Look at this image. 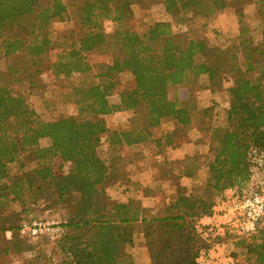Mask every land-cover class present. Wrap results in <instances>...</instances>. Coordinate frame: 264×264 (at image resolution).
<instances>
[{"label": "trees", "instance_id": "1", "mask_svg": "<svg viewBox=\"0 0 264 264\" xmlns=\"http://www.w3.org/2000/svg\"><path fill=\"white\" fill-rule=\"evenodd\" d=\"M157 5L186 27V41L175 40L171 21L155 22L142 33L130 27L104 29L105 21L126 22L134 7L147 11ZM248 5L255 6V40L244 12ZM231 8L239 35L217 53L202 33L209 18ZM56 21L70 26L55 31ZM53 52L57 59L50 69L56 78L95 71L99 82L74 90L77 116L47 121L28 97L40 93L42 67ZM100 55L106 58L102 62L95 60ZM124 74L132 87L121 85ZM23 85L26 92L16 89ZM117 88L119 101L113 104L109 98ZM177 88H187L189 96L171 98ZM204 90L228 94L223 117L214 112L215 104L199 105L197 92ZM119 112H133L130 126L111 131L104 117ZM166 120L173 124L168 130ZM192 130L210 136L206 180L193 187L176 185L195 179L199 166L191 157L173 166L164 154L183 147L180 133L201 145L191 138ZM104 135L114 148L152 146L159 157L156 186L146 189L131 179L133 153L121 161L105 160ZM43 140L49 145L42 146ZM260 157L264 0H0V264H56L5 216L14 206L32 213L40 201L45 210H68L65 233L52 251L60 258L57 264H135L127 248L137 235L144 238L151 264H199L202 253L225 245L223 238H233V257L242 264H264V226L249 237L227 231L213 238L202 223L225 203L227 192L249 185L260 172ZM54 159L68 171L55 167ZM120 183L146 196L160 192L161 199L155 208L134 196L105 203L106 189ZM168 183H174L171 194L164 189Z\"/></svg>", "mask_w": 264, "mask_h": 264}, {"label": "rangeland", "instance_id": "2", "mask_svg": "<svg viewBox=\"0 0 264 264\" xmlns=\"http://www.w3.org/2000/svg\"><path fill=\"white\" fill-rule=\"evenodd\" d=\"M244 12L247 14V24L253 29V38L255 40V6L248 5L244 8ZM159 21H171L173 22V30L175 34V40L179 43L187 40L188 34L186 27L178 25L175 20L171 19L165 12L162 6H154L150 10L143 11L139 7L133 8V15L128 17L127 21L121 24L111 21L104 22V29L107 33H112L118 29H124L127 27L142 33L150 25ZM249 22V23H248ZM70 25L63 22H54L52 28L55 31H62L68 28ZM239 35V24L236 16V12L233 8L224 12H217L211 18L208 19V27L206 31L202 33V38L215 50L220 52L227 49L233 41ZM57 59L55 52L51 53V60L48 64L42 67L41 84L42 89L38 95H31L28 97L30 105L36 110L40 118L47 121H54L62 117L77 116L78 111L75 104L76 96L74 90L77 88H85L91 85H96L99 79L96 77L95 71L89 74H74L70 78H64L60 76L56 78L50 69L52 63ZM106 59L104 56H96L95 60L102 62ZM121 85L124 88H130L133 86V81L130 76L124 74L120 78ZM229 82L226 83L225 88L229 87ZM19 91L26 92L27 85L16 88ZM121 88H117L115 92L110 96V102L115 104L119 101V91ZM189 90L187 88L172 89L170 92L171 98L184 100L189 96ZM197 100L201 107H212L215 104L214 112L223 117L224 109L228 101V94L222 90L219 93L213 94L207 90L197 92ZM133 118V112H119L109 116H105L104 119L111 131H123L127 130L130 126V120ZM173 127V124L166 120L163 128L166 130ZM191 138L193 140H201L202 144L198 145L187 139V135L180 133L178 135L179 140L183 142V147L180 149H169L164 156L167 157L168 162L173 166H178L179 162L187 157L193 158L199 166L198 173L195 179L185 180L184 182L176 181L175 184H182L185 186L193 187L194 185L202 184L206 180V164L208 160V146L210 136L205 133H199L196 130L191 131ZM42 146L49 145V141L43 140ZM135 155L136 165L130 169L131 179L134 182H138L144 188L155 187V175L158 171L159 157L155 155L154 148L150 145L139 146L131 151L127 148H114L110 147L107 142V135L102 136L101 139V154L107 161H121L124 158H129ZM28 163V160H26ZM54 165L57 168H62L63 172L68 171V165L64 164L60 159H54ZM16 169H14L15 171ZM257 175L264 176V172H258ZM158 177V176H157ZM174 183L165 184L164 189L167 194H171ZM264 186V185H263ZM130 191V192H129ZM160 192L156 194L144 195L142 191L133 189L132 191L124 183L110 186L106 189V196L104 198L105 203L125 202L129 196H134L144 207L155 208L161 199ZM39 207L32 213H23L22 208L14 206L13 209L8 212L7 216L9 226H20L22 221L30 218L53 220L63 227V224L68 218V210L62 207H55L49 210H45L46 204L42 201L39 202ZM65 228L63 227V234L59 239H51L49 237L41 238L38 241H33V245H38L43 249L45 254L55 258V263L60 262V258L53 255L54 243L63 238ZM223 238V237H222ZM25 240V239H24ZM28 241V240H27ZM30 242V241H29ZM221 243H225V257L228 259V264H242L240 257H233L236 248L233 243V238H223ZM127 252L132 255L135 264H151L148 249L146 247L144 238L142 235H137L135 244L127 248ZM13 264H20L14 262Z\"/></svg>", "mask_w": 264, "mask_h": 264}, {"label": "built area", "instance_id": "3", "mask_svg": "<svg viewBox=\"0 0 264 264\" xmlns=\"http://www.w3.org/2000/svg\"><path fill=\"white\" fill-rule=\"evenodd\" d=\"M256 163L259 171L264 172V158L260 157ZM258 177L260 175L256 174L249 185L240 192H232L231 197L227 198L210 217V219L221 220V223L209 225V233L213 238L225 237L227 231L239 237H249L264 226V186L258 183ZM19 234L28 241H38L44 237L59 239L63 234V227L53 220L30 218L22 221ZM198 262L199 264H215L206 259L205 252L202 253ZM216 264H228V262Z\"/></svg>", "mask_w": 264, "mask_h": 264}, {"label": "crops", "instance_id": "4", "mask_svg": "<svg viewBox=\"0 0 264 264\" xmlns=\"http://www.w3.org/2000/svg\"><path fill=\"white\" fill-rule=\"evenodd\" d=\"M134 166V165H132ZM131 166V167H132ZM130 167V169H131ZM187 178H184L182 181L184 182ZM190 180V179H187ZM258 183L264 185V176H260L257 178ZM185 185V184H184ZM232 195V192H227L226 193V197L230 198ZM202 223L204 225H211V224H217V223H221L220 219H210V218H206L202 221ZM224 235V234H223ZM225 245H217L215 247H213L210 251L206 252V259L209 260L212 263H219V262H224L227 261L228 259H226L225 255Z\"/></svg>", "mask_w": 264, "mask_h": 264}]
</instances>
